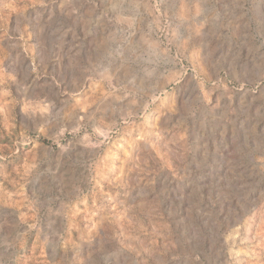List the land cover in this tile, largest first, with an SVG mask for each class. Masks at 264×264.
I'll return each instance as SVG.
<instances>
[{
    "label": "rangeland",
    "instance_id": "rangeland-1",
    "mask_svg": "<svg viewBox=\"0 0 264 264\" xmlns=\"http://www.w3.org/2000/svg\"><path fill=\"white\" fill-rule=\"evenodd\" d=\"M0 264H264V0H0Z\"/></svg>",
    "mask_w": 264,
    "mask_h": 264
},
{
    "label": "crops",
    "instance_id": "crops-1",
    "mask_svg": "<svg viewBox=\"0 0 264 264\" xmlns=\"http://www.w3.org/2000/svg\"><path fill=\"white\" fill-rule=\"evenodd\" d=\"M67 57L68 58H75V59H77L79 56H78L77 53H75L74 51H72L70 54L67 53ZM73 68H75V66H73ZM73 70H75V69H73Z\"/></svg>",
    "mask_w": 264,
    "mask_h": 264
}]
</instances>
